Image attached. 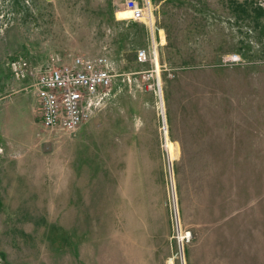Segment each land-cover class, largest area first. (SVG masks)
Here are the masks:
<instances>
[{
	"label": "rangeland",
	"instance_id": "1",
	"mask_svg": "<svg viewBox=\"0 0 264 264\" xmlns=\"http://www.w3.org/2000/svg\"><path fill=\"white\" fill-rule=\"evenodd\" d=\"M123 1L0 0V264H264V0ZM52 54L116 73L75 132L10 65Z\"/></svg>",
	"mask_w": 264,
	"mask_h": 264
},
{
	"label": "built area",
	"instance_id": "2",
	"mask_svg": "<svg viewBox=\"0 0 264 264\" xmlns=\"http://www.w3.org/2000/svg\"><path fill=\"white\" fill-rule=\"evenodd\" d=\"M130 19L144 21L154 26L153 10L149 2L124 0ZM157 45L150 50L140 49L139 61H153V68L145 76L146 81L156 80L150 88H158L161 96L160 65L157 61ZM236 61L239 56H228ZM11 68L16 76H31L32 89L37 97L44 128L50 131L75 132L106 105L116 76L111 60L105 55H75L65 60L60 54H52L47 64L30 68L26 60H13Z\"/></svg>",
	"mask_w": 264,
	"mask_h": 264
}]
</instances>
